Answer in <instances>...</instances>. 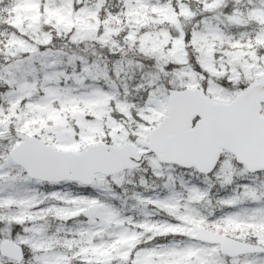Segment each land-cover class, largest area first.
I'll return each mask as SVG.
<instances>
[{"label":"snow or ice","instance_id":"6c2138e0","mask_svg":"<svg viewBox=\"0 0 264 264\" xmlns=\"http://www.w3.org/2000/svg\"><path fill=\"white\" fill-rule=\"evenodd\" d=\"M0 264H264V0H0Z\"/></svg>","mask_w":264,"mask_h":264}]
</instances>
